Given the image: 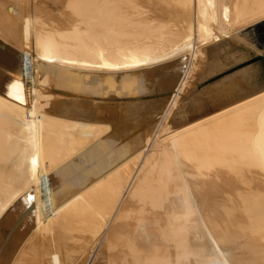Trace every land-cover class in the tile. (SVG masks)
<instances>
[{
  "label": "bare ground",
  "instance_id": "6f19581e",
  "mask_svg": "<svg viewBox=\"0 0 264 264\" xmlns=\"http://www.w3.org/2000/svg\"><path fill=\"white\" fill-rule=\"evenodd\" d=\"M262 21L264 0H0V264H264L263 68L176 108Z\"/></svg>",
  "mask_w": 264,
  "mask_h": 264
},
{
  "label": "rangeland",
  "instance_id": "374dc122",
  "mask_svg": "<svg viewBox=\"0 0 264 264\" xmlns=\"http://www.w3.org/2000/svg\"><path fill=\"white\" fill-rule=\"evenodd\" d=\"M242 6H244V3L241 4ZM241 6V7H242ZM249 15V11H244L242 13V15H240L239 17H242L241 20L244 21ZM243 34L246 36L245 38L246 39H249L247 40V42L253 46V48L258 51L259 53H255L253 52L251 49L242 46L238 43H233L234 41H231L229 40L230 42L227 44L228 47L230 49H228L226 52H224L225 54L223 53H220V54H216L214 53L213 51L210 52L207 54L206 56V60L205 62H199V63H203L202 65H206V68H203V66H199L195 69V72H193L189 78V84L186 88L187 90L185 89L184 92H187L184 96V93L180 95V97L183 95L184 97H182L181 99H179V102L177 103L178 106H176V108H179L180 106H182L183 104L187 103V99H189L190 97H194V100L196 101L195 103L197 104H201L202 105V109L203 110H206L209 114L211 112H214L215 110H218V109H221L224 108L225 106H228L229 104H232V102L234 103L235 101H237V98L238 100H240V98L244 95H242L245 90L247 91L249 88L247 87H250L253 83L252 80L248 79L247 77L242 80H240L239 78L244 76L245 73L249 72L252 68H254L255 66H259L261 68H263L264 70V21L260 22V23H257L255 24L254 26H251L247 29L244 30ZM0 42L2 43V45L4 46V48L6 49H9V50H12V51H16L18 52L15 47H13L12 45H9L7 43H4L0 40ZM236 48L240 51H236L237 49H235V46ZM232 45V46H231ZM240 46V48H238ZM232 47V48H231ZM232 49V50H231ZM245 50V52L243 53V51ZM260 50V51H259ZM231 51H233L232 54ZM242 51V52H241ZM228 53V54H227ZM255 53V54H254ZM230 54V55H229ZM241 54V55H239ZM249 55L247 57V55ZM211 55V56H210ZM222 55V56H220ZM227 55V56H226ZM217 56V59H215ZM229 56V57H228ZM230 56H233V57H230ZM237 56V57H235ZM238 56H240L238 58ZM214 57V58H213ZM246 57L248 59H246ZM213 59L215 61H213ZM230 59V60H229ZM234 59V60H233ZM238 61H237V60ZM221 60V61H220ZM227 60V61H226ZM240 60V61H239ZM213 61V62H212ZM218 64H217V62ZM233 63H231V62ZM215 62V63H214ZM221 63V64H220ZM227 63V64H226ZM229 63V64H228ZM209 64L211 66H209ZM217 64V65H216ZM220 64V65H219ZM225 64V65H224ZM253 64V65H252ZM257 64V65H255ZM199 65V64H198ZM204 65V66H205ZM216 65V67H215ZM223 65V66H222ZM227 65V66H226ZM251 65V66H250ZM255 65V66H254ZM208 66V67H207ZM221 66V67H220ZM224 66H226L224 68ZM231 66V67H230ZM244 66V67H243ZM249 66V67H248ZM213 67V68H212ZM2 68V67H0ZM216 68V69H215ZM220 68V69H219ZM246 70H245V69ZM3 69V68H2ZM201 69V70H200ZM204 70V73H202L201 71ZM200 70V72H198ZM215 70V71H214ZM240 70V71H239ZM245 70V71H244ZM214 71V72H213ZM207 72V74H206ZM238 72V73H237ZM244 72V73H243ZM6 73H13V72H10L9 70H6ZM202 73V75H200ZM212 73V74H211ZM236 74V75H235ZM234 75V76H233ZM201 78H200V77ZM225 77V78H224ZM200 78V79H199ZM234 78V80H233ZM223 79V80H222ZM239 80L238 83H236L237 81ZM174 79H173V84H174ZM193 81V82H191ZM201 81V82H200ZM223 81V82H222ZM243 81V82H242ZM218 82V83H217ZM241 82V83H240ZM246 82V83H244ZM251 85H249V84ZM193 84H194V87H193ZM228 84V85H227ZM244 84V85H243ZM224 85V86H223ZM247 85V86H246ZM192 86V88H190ZM214 86V87H213ZM246 86V87H245ZM220 87V89H219ZM223 90H222V88ZM240 87V89H238ZM246 89H244V88ZM234 88V89H233ZM203 89V91H201ZM205 89V91H204ZM209 89V90H208ZM220 91H219V90ZM244 89V90H243ZM199 90V91H198ZM208 90V91H207ZM217 90V91H216ZM239 90V91H238ZM50 90H47L46 92H49ZM218 93H216V92ZM224 91V93H223ZM235 93H234V92ZM238 91V92H237ZM191 92V93H190ZM213 92V93H212ZM205 93V94H204ZM212 93V94H211ZM222 93V94H221ZM239 93V94H238ZM241 93V94H240ZM206 95V96H205ZM215 95V96H214ZM197 96V97H196ZM217 96V97H216ZM220 96V97H219ZM223 96V97H222ZM229 96V97H227ZM231 96V97H230ZM186 97V98H185ZM206 97V98H205ZM214 97V98H213ZM212 98V99H209ZM121 100L119 97L117 98H113V103H117L119 102L118 101ZM185 99V100H183ZM206 99V100H205ZM222 99V100H221ZM227 99V101H226ZM236 99V100H235ZM117 100V101H116ZM216 100V102H215ZM215 102V104H214ZM225 102V103H224ZM206 108V109H205ZM215 108V109H214ZM211 110V112H210ZM178 121V120H177ZM175 119H174V122L171 123L172 125L174 124H177V122ZM170 124V125H171ZM171 125V126H172ZM175 127V125H174ZM1 251V249H0ZM2 252V251H1ZM0 252V254H1Z\"/></svg>",
  "mask_w": 264,
  "mask_h": 264
},
{
  "label": "water",
  "instance_id": "95a60500",
  "mask_svg": "<svg viewBox=\"0 0 264 264\" xmlns=\"http://www.w3.org/2000/svg\"><path fill=\"white\" fill-rule=\"evenodd\" d=\"M31 207H32V206L30 205V206L28 207V209H30ZM28 209H27V210H28Z\"/></svg>",
  "mask_w": 264,
  "mask_h": 264
}]
</instances>
